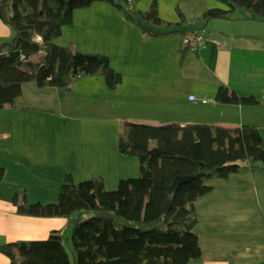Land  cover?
<instances>
[{
	"label": "crops",
	"instance_id": "crops-1",
	"mask_svg": "<svg viewBox=\"0 0 264 264\" xmlns=\"http://www.w3.org/2000/svg\"><path fill=\"white\" fill-rule=\"evenodd\" d=\"M156 1L160 15L171 22L180 20V12L188 23H199L207 9H229L219 0ZM111 5L94 2L78 15L88 31L115 15L118 24L113 28L130 31L118 40L111 36L114 52L122 55L117 67L111 53L102 52L123 75L117 88H109L104 76L78 77L70 88L37 78L24 82L14 103L0 109V165L5 169L0 181V245L47 238L52 230L68 224L66 217L18 213L15 196L19 204L25 198L56 202L67 172L76 182L95 175L106 178L107 172L114 174L115 183L122 178L117 170L135 161L119 153L116 141L123 121L115 114L122 100L146 109L150 118L146 123L255 125L264 139V20L243 17L239 11L232 18H214L203 28L215 41L190 51L182 45V33L151 36ZM130 7L137 11L136 3ZM12 35L0 18V45ZM70 38L76 44L77 39ZM221 87L259 102L249 105L220 96ZM207 182L212 190L195 203L202 254L188 264L264 262V172L242 171ZM0 264H12L1 251Z\"/></svg>",
	"mask_w": 264,
	"mask_h": 264
},
{
	"label": "trees",
	"instance_id": "trees-1",
	"mask_svg": "<svg viewBox=\"0 0 264 264\" xmlns=\"http://www.w3.org/2000/svg\"><path fill=\"white\" fill-rule=\"evenodd\" d=\"M96 1L113 4L154 37L183 35L214 18H232L237 11L243 17L264 20V0H219L229 9H207L199 23H188L181 12L179 21L166 20L156 0L145 11L132 9L130 0H0V18L13 31L0 46V109L14 103L24 82L37 78L67 88L85 76H104L112 89L122 83L123 75L112 67L109 55L55 42L63 27L73 24L75 10ZM219 95L249 105L259 102L227 87H221ZM154 139L161 144L150 146ZM118 150L139 158L140 173L121 178L114 190L106 188L102 175L76 182L73 173L67 172L56 202L25 198L19 204L15 196L18 213L66 217L68 224L44 239L1 244L0 251L12 264H188L202 254L195 203L212 190L207 181L248 170L264 172V139L255 125L232 128L128 120L121 129ZM177 175L194 178L179 187L166 217L162 203ZM4 176L0 165V181ZM69 244L75 251L74 261Z\"/></svg>",
	"mask_w": 264,
	"mask_h": 264
},
{
	"label": "rangeland",
	"instance_id": "rangeland-1",
	"mask_svg": "<svg viewBox=\"0 0 264 264\" xmlns=\"http://www.w3.org/2000/svg\"><path fill=\"white\" fill-rule=\"evenodd\" d=\"M153 0H140V2L136 1V0H132L130 1V3H136L137 5V11H139L140 9L146 10L148 9L151 2ZM97 4L100 5H111V3L105 2V1H96ZM138 2V3H137ZM146 3V4H145ZM149 3V4H147ZM80 9H77L76 11V20L74 21L73 24L71 25H67L63 27V34L61 36H59L58 38L55 39V42H57L58 44L61 45H65V44H69L70 42V37H75L76 40V44H74V46L84 52H93V53H102V52H109L111 53V58H112V64L114 66H118V64L121 63L122 61V55L119 53H115L114 49H113V41H112V35L116 38V40L120 39L123 35H125V32L130 33L129 30H126L124 27H120V28H113L115 24H118L116 22L117 20V16H111L110 18H106V21L104 24L100 25L99 27H91L88 31L87 26H83L82 25V21H81V16L78 15V12H80ZM118 11H121L120 9L117 8ZM122 14H124V11H121ZM74 13V15H76ZM119 14V13H118ZM125 16V15H124ZM119 17V16H118ZM126 18V17H125ZM127 20H129L128 18H126ZM130 22H133L130 20ZM112 29L114 30V32H112ZM86 32H88L86 34ZM11 39V38H10ZM78 43V44H77ZM1 46V45H0ZM142 104L144 106L149 105L148 102L145 103V100H141ZM145 114H147L146 109L144 108H138L136 106V103L131 104L130 101H125L122 100L121 103V109L118 113H116V116H119L122 119V127H124V122L131 120V121H141V122H149V117L146 116ZM118 122L114 125L115 127L117 126ZM121 125V123H119ZM117 129V128H116ZM119 129V128H118ZM118 129L116 131H118ZM121 129V128H120ZM120 133L121 131L119 130V132L116 133V141H117V145L119 146V139H120ZM161 142L159 139H154L151 141V146H156V145H160L161 143L157 144L158 141ZM132 160H135L134 162L132 161L129 165H127L128 167H124L122 169L117 170V172H119V175L122 178H126V177H131V176H138L140 173V161L139 158L136 157V159H134V156L132 157ZM100 169V168H99ZM126 169V170H125ZM90 178V177H89ZM105 186L108 190H114L118 187L119 184V180L115 183V178H114V174H110L107 172V177L105 178ZM64 181V177L62 179V182ZM44 239V238H41ZM4 243V242H2ZM70 255H71V259L74 261L75 258V251L73 248L72 244H69L67 246Z\"/></svg>",
	"mask_w": 264,
	"mask_h": 264
},
{
	"label": "built area",
	"instance_id": "built-area-1",
	"mask_svg": "<svg viewBox=\"0 0 264 264\" xmlns=\"http://www.w3.org/2000/svg\"><path fill=\"white\" fill-rule=\"evenodd\" d=\"M211 34L212 33L209 30L203 27L189 29L182 35V45L187 50L196 51L203 44L210 42V41H215V39L212 38ZM190 98L195 99L196 95L191 94ZM202 101L204 103H208L209 99L203 98Z\"/></svg>",
	"mask_w": 264,
	"mask_h": 264
},
{
	"label": "water",
	"instance_id": "water-1",
	"mask_svg": "<svg viewBox=\"0 0 264 264\" xmlns=\"http://www.w3.org/2000/svg\"><path fill=\"white\" fill-rule=\"evenodd\" d=\"M193 178H194L193 175H177L175 177V179L173 180L172 185H171L169 191L166 193L164 200H163V203H162V210H163L166 217L174 205L175 196H176V193H177L179 187L183 183H186V182L192 180ZM260 264H264V262H262Z\"/></svg>",
	"mask_w": 264,
	"mask_h": 264
}]
</instances>
